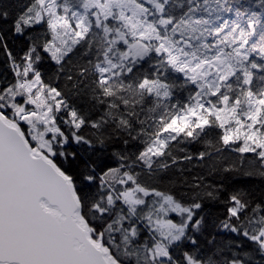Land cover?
Listing matches in <instances>:
<instances>
[{"label": "trees", "instance_id": "obj_1", "mask_svg": "<svg viewBox=\"0 0 264 264\" xmlns=\"http://www.w3.org/2000/svg\"><path fill=\"white\" fill-rule=\"evenodd\" d=\"M37 1L0 0V94L18 91L17 79L36 75L39 86L56 92L59 106H52L49 115L58 133L52 153L46 155L70 177L91 237L120 264H264V250L252 240L264 225L263 159L225 144L222 128L211 119L204 127L192 125L174 134L159 155L142 162L141 154L163 126L192 102L196 86L155 52L126 61L119 74L102 80L98 67L112 36L95 25L60 60H53L45 52L53 34L46 18L15 33ZM65 2L77 11L86 0ZM220 4L259 16L248 44L259 53L243 60L217 94L233 100L250 91L259 98L264 94V0H166L161 16L169 21L168 28L190 42L197 58L211 59L212 33L228 21L213 13ZM144 80L163 82L168 96L148 93L141 87ZM1 96L0 112L16 121L12 106L21 108L26 95L18 91L16 99ZM17 124L27 137L26 126L19 120ZM134 187L191 211L182 236L166 245L165 259L151 256L150 233L119 200L112 201ZM233 198L239 210L229 216Z\"/></svg>", "mask_w": 264, "mask_h": 264}, {"label": "rangeland", "instance_id": "obj_2", "mask_svg": "<svg viewBox=\"0 0 264 264\" xmlns=\"http://www.w3.org/2000/svg\"><path fill=\"white\" fill-rule=\"evenodd\" d=\"M165 2L166 0H86L81 10L71 11L65 0H38L21 19L15 33L20 34L23 25H37L46 18L53 34L51 41L45 46V52L58 61L95 25L102 28L107 36H112L111 46L98 67L102 80L106 79V75L119 74L126 61L139 60L150 52H155L161 54L172 69L196 86L192 102L163 126L160 134L141 154L142 162H146L152 155H159L174 134L192 125L204 127L211 119L222 128L225 144L236 145L242 153L256 152L264 162V94L257 98L246 91L243 97L233 100L228 95L217 94L223 82L238 69L243 60L253 53H259L248 46L254 21L259 16L233 12L222 4L213 8L215 15L225 16L228 21L223 28H215L212 33L215 37L209 48H214L213 57L202 60L197 58L190 42L184 40L181 33L168 28L169 21L161 16ZM243 23L245 27L238 28ZM157 24L163 29V34ZM115 44L121 45V48L112 50L111 47H115ZM251 45L255 47L254 43ZM245 80L248 84L250 77L246 76ZM39 85L37 75L22 85L17 83V90L23 92L26 99L21 101V108L12 106L16 120L12 122L18 127L17 120L23 123L27 129L25 138L30 139V142L27 140L29 144L46 155L52 153L51 142L58 133L50 122L49 112L52 106L58 108L59 100L54 90ZM141 87L151 94L163 97L169 94L168 87L161 81L144 80ZM18 91L0 96L16 99L19 97ZM44 94L46 99L43 102ZM70 115L73 116L72 113ZM120 183L123 184L124 181ZM119 194L112 201L119 200L128 214L133 215L150 233L153 243L151 256L165 259L166 245L176 242L182 236L184 227L191 218L190 209L178 206L168 197L135 187ZM238 210L239 202L233 198L229 216H236ZM171 216L179 220L176 221ZM252 240L258 242L264 250V225ZM110 255L112 256L111 253Z\"/></svg>", "mask_w": 264, "mask_h": 264}, {"label": "water", "instance_id": "obj_3", "mask_svg": "<svg viewBox=\"0 0 264 264\" xmlns=\"http://www.w3.org/2000/svg\"><path fill=\"white\" fill-rule=\"evenodd\" d=\"M0 264H119L91 237L70 177L1 112Z\"/></svg>", "mask_w": 264, "mask_h": 264}, {"label": "bare ground", "instance_id": "obj_4", "mask_svg": "<svg viewBox=\"0 0 264 264\" xmlns=\"http://www.w3.org/2000/svg\"><path fill=\"white\" fill-rule=\"evenodd\" d=\"M27 81L25 79H17L18 85H22V83H26Z\"/></svg>", "mask_w": 264, "mask_h": 264}]
</instances>
